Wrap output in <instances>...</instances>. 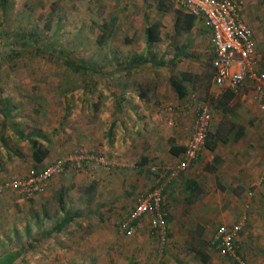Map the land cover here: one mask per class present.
Instances as JSON below:
<instances>
[{
	"label": "rangeland",
	"instance_id": "obj_1",
	"mask_svg": "<svg viewBox=\"0 0 264 264\" xmlns=\"http://www.w3.org/2000/svg\"><path fill=\"white\" fill-rule=\"evenodd\" d=\"M133 1L0 0V185L8 178L22 176L32 161L30 142L19 133L47 135L58 144V150L62 148L63 157L80 149L100 150L112 163L109 171L98 167L82 173L93 176L90 183L71 177L65 186L47 188L34 200H20L15 193L0 188V256L36 240L14 264H235L209 246L219 224L240 219L239 215L231 220L220 217L229 197L224 190L227 180L223 181L221 174L231 167L226 158L195 169L199 178L189 177L195 187L176 204V224L182 230L172 237L170 229L163 250L147 234L145 222L130 236L116 229L117 220L135 202V193L128 191L132 184L117 168L128 167L139 175L135 188L145 187L154 178L149 171H137L147 145L141 149L133 146L124 156L108 155L105 149L106 116L112 100L107 55L122 46L119 43L124 38L122 32L117 33L109 12L116 5H128L129 12L143 10ZM243 1V17L253 27L258 42L264 44V0ZM144 4L155 5L151 0H144ZM165 4L170 8L175 5L172 0H165ZM207 41L206 33L195 34L194 49L199 53L195 62L201 77L193 80L192 93L197 100L214 106L208 95L211 68ZM117 129L119 126L114 129V139L121 134ZM234 188L236 193L239 187ZM61 191L64 210L58 202ZM258 193L261 202L244 197L235 205L247 215L238 246L248 264H264V190ZM65 212H71L73 220L42 238ZM195 248L208 254L207 263L192 251Z\"/></svg>",
	"mask_w": 264,
	"mask_h": 264
},
{
	"label": "crops",
	"instance_id": "obj_2",
	"mask_svg": "<svg viewBox=\"0 0 264 264\" xmlns=\"http://www.w3.org/2000/svg\"><path fill=\"white\" fill-rule=\"evenodd\" d=\"M151 1L154 2V6L144 4V0L133 1L135 5L142 6L143 10L139 8V10L133 9L129 12L128 5L125 7L116 5L109 12L110 18L115 21L117 33L122 32L124 38L119 43L122 46H118L116 51L113 50L107 55L106 67L111 72L110 82H112L110 87L112 90L109 91L112 94V100L108 104L106 116L109 121L107 145L105 144L108 155L124 156L129 154L133 146L141 149L145 148L143 145H147V150L140 154L142 164L137 170L139 173L149 171L152 174L148 168L152 163L174 165L177 162L192 135L195 112L192 104L194 102L190 95L195 89L193 80L201 77L198 62H195L196 58H199V53L194 49L196 33H206L209 37L207 42L210 48L211 76H207V85L210 88L208 95L210 94L211 102L213 98L222 101L221 106L216 104L218 101L214 106L210 105L209 101H204L210 106L212 112L207 140L210 148L206 144L198 159L190 164L186 171L172 179L166 187L168 222L173 237L182 230L176 224V204L180 203L179 198L185 192L190 191L184 183L190 179V176L199 178L195 169L211 160L219 161L221 158H226L227 164L231 165L228 171L221 172L223 179L219 177L220 180H227L224 190L226 194H229L224 201V212L220 217L224 216L231 220L239 215L241 218L245 210L235 206L241 198L254 199L256 203L261 202V195L258 191L264 190V109L261 110L252 102L249 88L246 87L247 83L230 100L223 98V93L228 89L218 87L212 81L210 30L203 18L195 17L193 26L189 30L176 32L175 12L187 13L176 4L175 0H172L175 4L172 8L167 7L165 0ZM153 23L159 24V39L147 43L145 29ZM135 36L139 37L136 39ZM119 48L123 52H120ZM256 53L258 67L264 72V44L259 43L258 39ZM182 76L184 77L182 84L186 88V93L183 97H179L172 89L169 80L171 77L179 79ZM188 86L192 89L189 90ZM117 126H119L117 131L121 130V136L118 134L114 139L112 135ZM132 138H134V145L130 141ZM46 146L49 149L47 157L36 163L31 155L32 161L22 176L38 172L54 160L63 158L62 148L58 150V144L51 142V138ZM179 147L183 149L177 154L174 153V150L177 151ZM117 169L123 172L127 181L132 184L128 187V191L135 193V199L142 187L135 188V181L140 183L139 175L132 174L128 167L119 166ZM81 174L68 172L55 176L50 179L48 188L65 186L72 181L69 180L71 177L81 183L89 182L93 178V176L84 177L85 175ZM234 186L239 187L236 193L233 191ZM39 195L33 196L31 200L38 199ZM234 223H221L218 226ZM213 234L210 236L211 239ZM242 234L241 231L237 241L240 240ZM209 246L219 254L211 247L210 242Z\"/></svg>",
	"mask_w": 264,
	"mask_h": 264
},
{
	"label": "built area",
	"instance_id": "obj_3",
	"mask_svg": "<svg viewBox=\"0 0 264 264\" xmlns=\"http://www.w3.org/2000/svg\"><path fill=\"white\" fill-rule=\"evenodd\" d=\"M176 4L196 18H203L210 30L212 51V81L218 87L238 94L243 86L249 88L252 102L264 109V72L258 67L257 38L253 27L245 21L243 0H175ZM194 102L192 135L174 165L150 164L154 175L151 183L141 188L133 206L116 222L120 234L130 236L146 226L147 234L161 246L168 244L170 225L165 208V189L172 179L186 171L206 147L212 112L210 106L190 95ZM112 163L101 152L87 149L74 151L54 160L38 172L15 176L4 180L2 191L15 193L19 198L30 199L43 194L50 179L68 172L84 173L102 167L111 170ZM247 215L232 225L217 227L210 241L211 247L220 255L230 258L235 264H248L238 246V235L242 231ZM162 249V248H161Z\"/></svg>",
	"mask_w": 264,
	"mask_h": 264
},
{
	"label": "trees",
	"instance_id": "obj_4",
	"mask_svg": "<svg viewBox=\"0 0 264 264\" xmlns=\"http://www.w3.org/2000/svg\"><path fill=\"white\" fill-rule=\"evenodd\" d=\"M175 13H176V19H175V30H176V32L187 31L193 26V23L195 20L194 16L188 15V14H182L181 12H177V11ZM158 27H159L158 23H153V24L146 27L145 34H146L147 43H152V42H155L159 39ZM30 36L32 37V35H30ZM102 37H103V33L99 35V39H101ZM210 76H211V74H210ZM182 79H184L183 76L179 79L176 77H171L169 80L172 89L178 94L179 97H183L186 93V88L182 84ZM233 96H234V93L230 90L225 91L223 93V98L225 100H230ZM213 101H215V102L218 101L216 103L218 106L222 105V101L220 99L216 100L213 98L212 102ZM19 134L21 135V137H25L26 139L28 138V140L30 142V146H31V155H32L33 160L36 163L41 162L43 159H45L47 157V155L49 154V149L47 148V146L43 145V143H49V138L47 135H43V134L36 132V131H30L27 134H22V133H19ZM1 139L7 148L8 146H7L6 141H4V136H1ZM207 145L209 146L208 142H207ZM209 148H210V146H209ZM182 149H183V147H179V149H177V151L174 150V153L177 154ZM185 186L188 189H192L195 187V183L193 180L189 179L186 181ZM63 197H64L63 192L61 191L59 194V197H58V202H59V208L62 210H64V204H65L64 203L65 198L63 199ZM165 208L167 209V220H168L169 210H168L167 203H165ZM70 213L71 212H65L63 217L56 223L54 228H52L50 231L42 233L41 237L45 238V237L49 236L50 234H52L54 232H58L62 228H64V226L66 224H68L70 221L73 220V216H71ZM34 242H36V240H34ZM34 242L30 241L27 246H21L19 249L15 250V251H8V252L4 253L2 256H0V264H14L15 260L19 256H21L24 253V251H26V247L32 246V243H34ZM164 248H165V246L162 247V250ZM192 251L196 255H198V257L200 258V260L203 263L208 262L209 256L204 250L195 248V249H192Z\"/></svg>",
	"mask_w": 264,
	"mask_h": 264
}]
</instances>
